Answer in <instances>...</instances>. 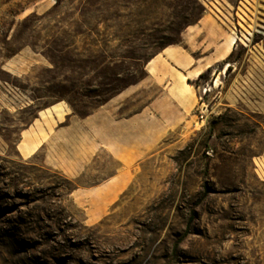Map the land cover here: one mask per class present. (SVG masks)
<instances>
[{"label": "rangeland", "instance_id": "374dc122", "mask_svg": "<svg viewBox=\"0 0 264 264\" xmlns=\"http://www.w3.org/2000/svg\"><path fill=\"white\" fill-rule=\"evenodd\" d=\"M218 1L237 0H0V264H264V45L251 58L234 47L228 101H199L209 74L190 83L200 106L155 144L124 126L121 160L16 149L58 102L81 120L133 88L113 118L143 111L158 95L146 65L186 50L181 35L202 17L222 24ZM116 182L113 203L90 213Z\"/></svg>", "mask_w": 264, "mask_h": 264}, {"label": "crops", "instance_id": "0c3cea01", "mask_svg": "<svg viewBox=\"0 0 264 264\" xmlns=\"http://www.w3.org/2000/svg\"><path fill=\"white\" fill-rule=\"evenodd\" d=\"M217 3L220 6L217 7L214 4V7L226 18V20L220 18L222 24L216 21L215 24H212L202 17L196 24L186 27L181 35L186 50L180 51L178 47H166L161 54L155 56L146 65L150 80L157 85L158 95L143 111L127 120L113 118L114 112L120 108L121 102L134 92L133 88L126 89L104 106L99 107L93 114L81 120H76L70 108L66 107L63 102L55 103L37 111V118L32 124L20 130L16 145L20 157L23 158L19 147L26 137H30L36 144V148L31 156L23 158L25 160L31 159L42 150L47 160L50 147L58 163L59 161L68 162L64 154L76 165L85 163L88 161V157L101 150H106L116 160H121L124 126L130 129V134L136 135L137 138L141 135L142 138L148 140L149 144H155L170 132L173 124L186 122L191 112L200 106V100H203L202 104L205 105L204 99L214 94L217 100L213 107L219 101H228L232 87H227L223 91L224 84L221 81L224 75L221 72L231 54L229 56L222 55L223 45L227 39H232L235 43L234 47L240 42L244 44L248 58L262 57L264 9L254 8L250 0H237L231 5L219 1ZM254 37H257L259 42L256 45L251 43L253 42L251 39ZM246 43H251V45L247 46ZM231 69L230 65L227 73L231 72ZM196 71H200L201 76L210 75L208 83L198 86L199 101L198 99L197 101L193 100V89L190 85L201 78V76L198 79L193 78ZM183 84H187L188 87L183 88ZM221 105L229 107L230 103ZM150 115L153 118H150ZM43 118L48 123L50 120L55 122L51 135L47 133L42 123ZM44 134L46 138H44ZM137 151L139 153V149ZM53 159L55 160V157ZM120 184L121 182H116L109 191H97L99 187L94 189L97 191L96 195L102 197L98 200H90V213L98 214L103 207L107 208L111 205L117 186Z\"/></svg>", "mask_w": 264, "mask_h": 264}, {"label": "bare ground", "instance_id": "6f19581e", "mask_svg": "<svg viewBox=\"0 0 264 264\" xmlns=\"http://www.w3.org/2000/svg\"><path fill=\"white\" fill-rule=\"evenodd\" d=\"M234 44L235 43L232 39H227L223 45L222 55H224V56L228 55L229 56L233 51ZM219 58H221V57L219 56ZM223 61H225V60H223ZM228 68H229V64L225 63L221 74L225 76ZM201 75H202V73H200V71H196L193 74V78L198 79V78H200ZM187 87H188L187 84H183V88H187ZM35 148H36V144L33 142V140L30 137H26L24 142L22 143V145L19 147V150H20L21 154L23 155V157H29L34 153ZM98 216H100V215H98ZM95 219H97V218H95Z\"/></svg>", "mask_w": 264, "mask_h": 264}]
</instances>
